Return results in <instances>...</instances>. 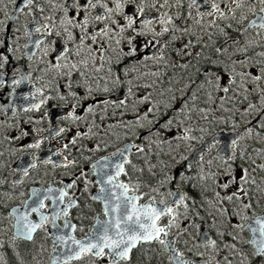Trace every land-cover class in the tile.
Segmentation results:
<instances>
[{"label":"snow or ice","instance_id":"6c2138e0","mask_svg":"<svg viewBox=\"0 0 264 264\" xmlns=\"http://www.w3.org/2000/svg\"><path fill=\"white\" fill-rule=\"evenodd\" d=\"M9 5L29 24L20 25ZM9 23L18 25L16 34L23 28L28 41V68L13 69L10 95L29 83L21 110L48 107L29 120L47 119L46 129L21 126L4 137L10 143L33 137L14 150L29 156L14 171L27 178L43 164L65 170L69 182L32 188L19 206L0 212V236L11 232L0 239V264H25L19 248L34 246L38 232L51 240V264L86 256L134 264V250L143 264L145 247L164 253L167 264H264V0H0V33ZM0 48L7 52H0L2 88L9 57H20L6 37ZM9 110L15 116L11 100L0 106ZM225 128L231 138L220 148ZM205 135L211 138L189 161L183 149ZM59 138L62 145L42 161L32 151ZM99 152L106 154L93 160ZM4 155L0 150V169ZM145 172L155 184L143 180ZM6 183L0 175V188ZM22 183L14 180L13 192ZM92 184L98 191L91 200L105 219L77 239L84 229L70 216L83 211L78 192ZM5 197L14 194L0 192V204Z\"/></svg>","mask_w":264,"mask_h":264},{"label":"flooded vegetation","instance_id":"af4514ba","mask_svg":"<svg viewBox=\"0 0 264 264\" xmlns=\"http://www.w3.org/2000/svg\"><path fill=\"white\" fill-rule=\"evenodd\" d=\"M19 0H17L18 2ZM9 14H16L15 13V6L9 5ZM19 15V24L20 25H28L29 21L31 20L30 17H25L22 14H16ZM18 25H13L9 23L8 30L4 33H0V38L6 37L7 38V45L8 47H12L13 45L19 49L14 55L15 57H20L19 60L15 59L14 57H9V64L6 66L5 71L7 73L5 84L2 88H0V106L8 105L9 101L11 100L12 104L16 106V113L15 116H13V113L9 110L7 113L0 111V121H5V124L3 126H0V141H2V144H0V150H3L5 152L4 157L2 158V162L4 163V171L12 174V182L18 178V172L14 171V169L17 168L20 161L23 157L28 156L27 152H15L14 150L18 145L26 144L29 142H32L33 137L29 136L27 139L24 140H18L9 142L8 140L4 139V137L10 136V135H16L18 132L19 127H24L25 129L28 128H47L48 126V120L45 119L40 124H29L30 118H38L43 112L48 111V107L45 106L41 109V112L39 113H33V112H24L21 110L22 107H25L28 105V101L24 100L23 97L25 95H28V93L32 90V85L29 83H22L21 85L17 86L15 88V94L10 95V93L13 92V88L11 86V79L13 77V69L17 68L20 71H26L28 68V62L23 58V52H24V46L28 42L27 37L23 34V28H21L20 33L16 34L14 32L15 27ZM14 35H18V40H13ZM0 52H7L4 48H0ZM18 74V73H17ZM39 86V85H37ZM53 111H58L56 109H52ZM54 122L56 121V118H53ZM8 125H13V127H8ZM213 132L219 133V128L212 129ZM48 133L47 131L41 133V135L46 136ZM71 135V133L69 134ZM199 135V134H197ZM224 140L221 141L219 147L223 148L225 143H227L230 138L231 134L228 129H224L222 133ZM39 138V137H36ZM211 137L208 135H205L203 138V142H192L191 147L189 150H186L187 147H185V151H187V157L189 158V161H191V157H193L197 152L200 151V149L203 147V143L207 142ZM64 142L63 138H59L54 141H48L46 140L44 144H42L41 148L39 150H32L35 152V154L40 158L42 161L43 159H46L49 155V149H54L62 145ZM9 149H12L13 151H9ZM114 149L110 148L108 152L110 153ZM191 151V152H190ZM215 151L213 150L212 155H215ZM190 152V153H189ZM104 152L95 153L93 155V160L99 158L102 155H105ZM205 158L207 159L208 156L205 153ZM134 162L139 163L138 161ZM188 161H184V163L180 164L181 166H176L180 169L184 168V165L187 164ZM9 166L6 168V166ZM199 167V165H197ZM81 168H83L85 171H89V162L84 161L81 163ZM158 171V170H157ZM23 183L18 185L17 189L14 190V195L16 197V201L14 199L7 200L5 197L4 203L0 204V212H3L4 215H7V211L11 210L13 207H17L21 204V201L24 199H27V193L32 188H43L47 187L48 183L53 181H60L63 180L65 183L69 182L68 176L65 173V170L63 169H56L53 171L50 166L46 167L43 164H40L37 169L30 170L29 176L27 178L21 176L20 178ZM89 179L94 180L95 178L89 175ZM122 179H124L122 177ZM143 180L145 182H151L152 184H155V178H150L149 174L145 172ZM11 181V180H10ZM59 186V185H57ZM173 189H175V185L171 186ZM81 188H83V185H81ZM184 189L190 192L192 195H196V190L184 186ZM98 191V187L95 184L89 185V191L88 192H78V195L80 197V204L81 209H73L70 219L73 223L77 224V228H83L84 231H77L74 233L77 239H84L87 235L89 229L92 228V225L95 223V220L99 217L100 219H105L102 213V205L99 202H94L91 200V195H95ZM142 191H147V188L142 189ZM0 192H7L9 194H13V189L11 188L10 183L7 184L5 188L0 189ZM19 192H24L25 196L21 197L18 195ZM145 200H147V197H145ZM145 200L140 201V203H144ZM49 205V208L47 211L50 214L51 211V202H46ZM259 211V210H258ZM85 217L81 219L80 217ZM37 217L35 214L33 215L32 219L35 220ZM61 225L63 224V221H58ZM187 221H183L181 226L183 227L185 224H187ZM196 223H201V230L202 231H209V225L206 222H201L199 220L196 221ZM48 230L52 232L51 226H49ZM9 237L11 235V232L8 233ZM192 235L195 236V230L192 231ZM247 236V234H245ZM179 246V245H178ZM41 248L45 249V251L40 252V258L43 260L39 262V264H51V261L49 259L50 256L54 255L53 249L51 246V240L45 239V235L43 232H38L36 234V242L35 245H29L27 248H25L23 245L19 248V251L22 255L26 254H36ZM144 255H143V264H167V257L164 253H149L147 252V249L145 247ZM12 252V251H11ZM135 257L134 264H140V253L136 252L134 250L133 253ZM26 257V256H25ZM74 264H107L106 260H95L91 256H86L82 261L74 262Z\"/></svg>","mask_w":264,"mask_h":264},{"label":"rangeland","instance_id":"374dc122","mask_svg":"<svg viewBox=\"0 0 264 264\" xmlns=\"http://www.w3.org/2000/svg\"><path fill=\"white\" fill-rule=\"evenodd\" d=\"M164 147H165V150L167 151V150H168V145H165ZM189 149H190L189 147L186 148V150H189ZM190 152H191V151H190ZM190 152H189V153H190ZM186 154H187V151H185V149H183V151H182V155L187 156ZM162 159L167 160V156L162 157ZM205 159H206V158H205ZM178 166H181V165L179 164ZM8 167H9V166L7 165L6 168H8ZM0 175H2L4 178H6V180L8 181V183H10V185H11V183H12V174H11V173H8V172L4 171V168H3V169H0ZM10 180H11V181H10ZM8 183H6L2 188H5V187L7 186ZM2 188H0V189H2ZM16 189H17V188H16ZM13 194H14V192H13ZM14 200H15V201L17 200L16 197H15V195H14ZM0 239L8 240V239H9V234L7 233L6 235L0 236ZM11 251H12V250L10 249L8 255H13V254H14V253L11 252ZM23 256H24V258H25V264H39V262L43 261V260L39 257L40 255H38V256L36 257V259H33V256H35V254H26V255H23ZM25 256H26V257H25ZM17 259H18V258H17ZM9 264H12V260L9 261Z\"/></svg>","mask_w":264,"mask_h":264},{"label":"water","instance_id":"95a60500","mask_svg":"<svg viewBox=\"0 0 264 264\" xmlns=\"http://www.w3.org/2000/svg\"><path fill=\"white\" fill-rule=\"evenodd\" d=\"M19 2H20V0H19L17 3H19ZM15 13H16V12H15ZM16 14H18V13H16ZM197 153H198V152H197ZM195 155H196V154H195ZM195 155H194V156H195ZM194 156H193V157H194ZM193 157H191V160H192ZM28 161H29V156H25V157L22 158V160L20 161L19 165L27 166ZM18 177L21 178L20 173H18ZM52 232H54V229L52 230Z\"/></svg>","mask_w":264,"mask_h":264}]
</instances>
